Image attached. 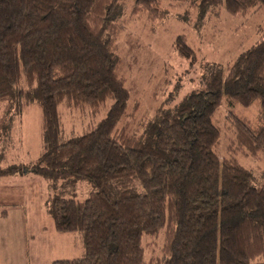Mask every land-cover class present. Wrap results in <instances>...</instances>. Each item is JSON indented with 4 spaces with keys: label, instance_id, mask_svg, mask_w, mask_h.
<instances>
[{
    "label": "trees",
    "instance_id": "16d2710c",
    "mask_svg": "<svg viewBox=\"0 0 264 264\" xmlns=\"http://www.w3.org/2000/svg\"><path fill=\"white\" fill-rule=\"evenodd\" d=\"M0 0V143L11 116L32 100L42 112L37 162L0 167V176L34 173L47 183L86 181L85 200L49 197L61 233L78 234L84 254L52 264H264V182L237 154L264 159V32L225 65L206 64L201 88L137 125L118 41L127 22L164 20L163 0ZM200 9L244 16L264 0H189ZM176 54L195 64L185 35ZM209 69V70H208ZM260 102L261 125L229 113L223 157L213 117L223 102ZM106 116L58 142L61 105Z\"/></svg>",
    "mask_w": 264,
    "mask_h": 264
},
{
    "label": "rangeland",
    "instance_id": "374dc122",
    "mask_svg": "<svg viewBox=\"0 0 264 264\" xmlns=\"http://www.w3.org/2000/svg\"><path fill=\"white\" fill-rule=\"evenodd\" d=\"M134 2L135 0L124 1L121 19L129 15ZM163 6L169 10V15L164 20L150 22L145 16H137L127 22L126 31L118 41L122 58L121 70L130 92L127 113L131 114L137 109V125L154 117L163 105L177 104L191 91L199 90L207 71L206 64L230 63L255 44L264 32V6L240 17L232 16L222 8L201 14L200 9L189 0H163ZM178 35H185L198 54L195 64L179 57L174 51L173 43ZM230 111L248 119L255 126L261 125L259 101L250 106L236 104L234 107L223 102L213 117V123L221 130V143L217 149L221 157L226 155L232 137L228 130ZM59 112V143L82 135L106 116L105 109L92 114L89 110L81 112L64 104L59 107ZM7 131L0 143V167L29 166L37 162L43 150L39 100H32L25 113L11 116ZM236 156L261 183L264 182V159L244 157L242 154ZM7 180L15 182L3 184L24 186V200L18 196V192L10 194L16 197H11L10 201L17 206L0 209V215L2 210H6L5 215L0 218V264H27L35 260L40 262L45 256L46 245L49 250L52 249L45 242V236L49 232L46 228L48 225L43 220L44 216L49 218L46 201L49 197L85 200L94 189L86 181L72 183L63 179L54 184L47 183L31 172L0 176V181ZM27 184L30 185L29 193ZM24 210L27 216H31L25 224L22 214ZM49 219L47 222L50 224ZM76 236L80 237L78 234ZM80 239L79 247L73 248L69 257L76 258L84 254L83 241L81 237ZM42 253L43 256H40ZM58 257L61 256L50 253L49 259L53 261Z\"/></svg>",
    "mask_w": 264,
    "mask_h": 264
},
{
    "label": "crops",
    "instance_id": "0c3cea01",
    "mask_svg": "<svg viewBox=\"0 0 264 264\" xmlns=\"http://www.w3.org/2000/svg\"><path fill=\"white\" fill-rule=\"evenodd\" d=\"M25 112H26V110L23 113H25ZM23 178H28V177H23ZM13 182H15V180H7L6 182L0 181V209H2V208L6 209V207L17 206L16 203H12L10 201V198L12 197L10 194L15 195L16 192H18L19 193L18 196H20V198L24 200V186L23 185H18V184L5 185L7 183L10 184ZM3 183H5V184H3ZM29 186L30 185L27 184V193H29V190H28ZM12 198H16V197H12ZM25 212H26L25 210L22 212V214H24L23 215V224L28 222L29 218L31 217V216H27ZM5 213H6V210H2V214L0 215V218H2V216L5 215ZM25 216L27 217L26 219H25ZM49 218L44 216V219H43L45 221V223H47V225H48V227H46V228L49 229V232L45 236L46 237L45 242H47L51 246L52 249L49 250L47 245H46L45 256H43V253L40 254V256H43V260L40 262L35 260L32 263L30 261L27 264H50V262L52 261V259H49L50 253H53L56 256H61L55 260L74 258V257H72V258L69 257V255H70V252L73 248L79 247V240L81 241L80 237L76 238L77 237L76 234L58 232L55 228L53 220L51 218H50L51 219L50 220ZM48 219L50 220V224L47 222ZM46 228H44V229H46ZM44 244H46V243H44ZM55 260H53L52 263Z\"/></svg>",
    "mask_w": 264,
    "mask_h": 264
}]
</instances>
